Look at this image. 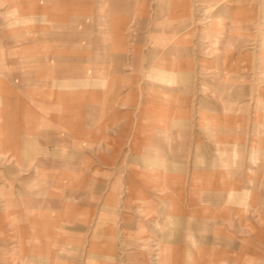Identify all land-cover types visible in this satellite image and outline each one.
<instances>
[{
  "label": "rangeland",
  "instance_id": "rangeland-1",
  "mask_svg": "<svg viewBox=\"0 0 264 264\" xmlns=\"http://www.w3.org/2000/svg\"><path fill=\"white\" fill-rule=\"evenodd\" d=\"M108 1L0 0V257L3 252L10 264H29L31 255L46 257V264H111L113 256L116 264H140L143 252L148 264H234L235 252L221 246L247 238L264 243V235L236 233L238 222L243 226L247 221L236 219L239 213L264 230V219L258 218L264 217V139H252L264 131V122L252 121L264 116V0H200L224 6L233 2L239 8L214 26L224 31L223 43H214L210 32L213 7L196 11L189 24L193 53L221 55L222 71L191 73L189 92L177 79L175 91L159 87L151 92L150 86H136L131 67L127 76L121 75L127 80L118 86L121 103L114 106L106 105L105 90L88 99L85 87L71 90L67 82L71 77L85 81L92 72L87 54L94 24L110 49ZM130 25L121 51L126 45L133 50V19ZM55 35L62 37L60 47ZM233 41L249 56L239 67L227 66ZM215 82L244 86L245 95L216 98L205 89ZM152 93L162 102L153 117L145 106ZM141 99L144 107L136 105ZM204 102L218 103L224 117L240 118L230 123L223 117L219 123L233 130L232 137L223 135V145H215V123L201 121L209 113ZM184 103L190 115L185 154L174 160L154 155L149 164L142 153L149 150L145 142L154 136L152 127L158 129L160 147L170 142L178 149L177 130L171 129L176 123L163 120L167 114L182 115ZM27 135L40 138L36 149L54 151L50 141L57 139L62 166L40 169L39 162L54 157L40 154L28 166L13 168V136L22 146L21 137ZM167 137H173L168 144ZM253 145H260L259 154L248 153ZM113 188L117 191L106 202ZM35 199L40 202L32 203ZM102 216L106 222L98 227ZM200 220L203 229L188 233ZM108 225L112 229L106 231ZM163 245L172 247L169 258Z\"/></svg>",
  "mask_w": 264,
  "mask_h": 264
},
{
  "label": "crops",
  "instance_id": "crops-1",
  "mask_svg": "<svg viewBox=\"0 0 264 264\" xmlns=\"http://www.w3.org/2000/svg\"><path fill=\"white\" fill-rule=\"evenodd\" d=\"M107 5V10H109L107 22L109 23V25H111V47L106 51V46L103 45L104 40H102L103 33H98V31H95L96 26L94 24L93 40H88V48L92 50V53L90 50H88L87 54L89 55V68H92V72L88 70L85 81H80L76 78L72 79V77L69 78V81L67 82L70 83L71 90L76 89L78 91L79 89H82L80 87H85L84 89H86L88 99H91L93 97V100L95 99L97 93H100L101 91L104 92L105 90V99L107 101L106 105L109 106L112 104L114 106L121 103V95L117 93L118 86L121 83L126 82L127 80L126 77L124 79L121 78V75L125 74V76H127L126 71H130L131 67H134L133 72L136 86L138 85L139 87L140 85V87H143V85L145 84L146 89H148V86H150L151 92L159 91V87L167 91H175L174 86L176 79L181 84V89L189 92L191 73L207 74L211 73L210 70H208L210 68L220 69L221 71L224 68L223 57L221 55H206L208 53V50L204 53H193L191 47L192 40H190L191 29L189 27V24L191 23V20L194 17V13L196 11H208L210 7H213L212 11L215 12L213 14L215 23L213 27L211 25L210 32L212 37L216 38L214 39V43H223L222 35L224 31L216 30L214 26L217 27V23L222 22L224 17L226 20L228 17H233V12L239 10V8H236V6H234L235 4L233 2L224 6V4L222 3L213 5L208 3L207 1L201 2L200 0H109ZM131 11H133V15H130L131 13L128 14ZM122 12H124V14H122ZM199 17L202 16L199 14ZM94 19H96L95 16ZM132 19L134 22L133 50L132 48H130L129 51H127L128 49L126 45V50L121 51L120 49L124 47V43H127L128 35L125 32L127 30V27H131L130 23L132 22ZM210 20H207V22L205 23H208ZM198 30H200V28H198ZM201 30L203 31L204 29ZM221 37L222 39H220ZM53 38L55 41V46L60 47L63 41L62 37L55 35ZM228 40L229 39L225 40V42ZM201 43H203L204 46L207 47V41ZM203 44L201 45L203 46ZM91 46H93L92 49ZM194 46L196 47V44H194ZM241 47L242 46H237L235 44V41H233L232 45L230 46V53L228 56H226L227 66L239 67L240 64L245 62L244 59L249 58L248 53L242 51L240 49ZM100 68L103 69L100 71ZM96 74L98 75L97 79ZM99 76H101L103 80H101ZM98 81H102L104 83L103 86H100ZM55 82H57V80ZM168 83L171 84V86L166 88L162 86ZM207 85L209 86H206L205 89L212 90V95L215 94L216 98H221L224 96L236 98L243 97L246 91V88L244 86H242L244 87V89L241 88L240 91V86L224 87L222 84L217 82H215L213 86H210V84ZM55 88H58V83H56ZM159 101L160 99H158V93H156L155 96H153L152 93L151 99L145 101V106L149 105L151 108V117H153L155 111L158 112V106L162 103ZM136 105L144 107L143 100L141 99L140 104L136 103ZM94 106L95 105L93 104V111L95 109ZM102 106L105 107V104H102ZM167 106L169 107V102L167 103ZM88 107L91 108L90 103H88ZM185 108H187V106L184 103L182 115L176 118L174 117V114H167L165 116V119L163 120V122L173 124L176 123L171 129L173 131L177 130V138L180 141L178 149L176 150V147L174 145L170 146L169 140L173 139V137L166 138V143L168 144L169 142V147L166 146L164 142L163 144L165 147H160L161 144L158 137V129L152 127V134L154 136H152L149 141L145 142V146H147L149 150H144V153H142L148 158L146 162H148L149 164H153L156 159L154 155H169L171 156V160H174L175 155L185 154V147L187 146V141H189L190 139V115L185 114ZM204 109L209 113L205 115V117L201 121H204L205 123H215V145L216 147L223 145V135H227L230 133L232 137L233 130H230L229 128H226L225 130L222 126L219 125V123L223 122L224 118L230 123H238L240 122V118L238 117L235 119L233 118V116L224 117L221 114L222 106L220 108L218 103L210 105L209 103L204 102ZM170 111L172 112L173 108H171ZM212 113L214 114L212 115ZM141 117L143 118V116ZM257 117L258 116H255V119H253L252 121L257 123L264 122V116L263 119H257ZM89 121L94 122V119ZM149 121H151L152 123L153 121L158 122V120H153V118H151ZM259 133H263L262 136L252 135V139H264V131L262 132L259 130ZM37 139L40 138L28 135L22 136V146H16V143L14 141L15 138L13 136V143L12 145H10V151L16 157V164H14L13 168H16V165L28 166L32 158L35 155L40 154L54 156H52L53 158H45L43 161L39 162L40 169L49 167L56 171L58 170V168H60V166H62V155L61 153L59 154L58 151V149L61 147V143L57 141V139H55L54 142L50 141L52 144H54V151L47 150L43 147L41 149H36V145L38 142ZM43 139H46V136H43ZM161 141L165 140L161 139ZM42 144L41 142H39L38 147H40ZM259 146L256 147L255 145H253L252 147H249L250 149L248 153L259 154ZM261 149H263L262 154H264V144L261 145ZM171 182L176 181L172 178ZM258 182H261V180ZM262 183L264 184V182ZM113 191L116 193L117 190L114 188L112 189L111 193L106 198V202H110L111 198L109 197L113 196ZM256 196L259 197L260 195L257 194ZM31 200L32 199H30L29 201L31 202ZM53 201L56 202L57 199H54ZM34 202L39 203L40 201L35 199V201L33 200L32 203ZM244 214L246 213H239L236 217V219H247L246 225L242 226V222H238L239 224L236 227V233L243 234L245 232L246 234L258 233V235H264V230H256L255 225L253 224V222L249 221L247 216H241ZM258 218L264 219V217L262 216H259ZM101 219H103L102 222H100ZM100 220V225L98 224V227H101L102 224L106 222L103 216L100 218ZM200 222H194L193 225H190L188 227V233H195V230L197 228L203 229L202 226L204 225V223ZM105 229L106 231H108V229H112V226L108 225ZM242 240L243 242L229 243L226 246L227 249L221 246V250L224 249L227 251L231 250L235 252L237 259L234 261V264H237V262L238 264H264V243L255 242L249 238ZM164 246L165 245L162 246L163 250L166 251V256L167 258H169V256H172V247L168 245V247L165 248ZM157 250L158 247L155 248V251ZM33 253L36 254V252ZM1 254L0 264H10L7 262L6 258H3L4 253L2 252ZM5 255H9V252H7V254ZM140 256L142 258L140 264H148L147 256L143 252ZM39 257H41V255ZM112 257L113 256H110L109 263L116 264V260H114V258ZM153 259L152 261H154ZM29 261V264H46V257H41L38 259L36 256L31 255ZM153 264L158 263L156 262Z\"/></svg>",
  "mask_w": 264,
  "mask_h": 264
},
{
  "label": "bare ground",
  "instance_id": "bare-ground-1",
  "mask_svg": "<svg viewBox=\"0 0 264 264\" xmlns=\"http://www.w3.org/2000/svg\"><path fill=\"white\" fill-rule=\"evenodd\" d=\"M209 22H210V21H209ZM241 88H243V89H244V87H241V86H240V91H241ZM240 91H239V92H240ZM242 92H243V91H242ZM156 255H157V254H156ZM90 258H91V257H90ZM155 260H158V258H157V259H155ZM90 261H91V260H90ZM92 261H93V260H92Z\"/></svg>",
  "mask_w": 264,
  "mask_h": 264
}]
</instances>
